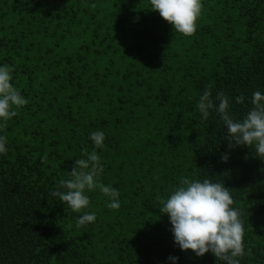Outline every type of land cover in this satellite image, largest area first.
Segmentation results:
<instances>
[{
    "label": "trees",
    "instance_id": "1",
    "mask_svg": "<svg viewBox=\"0 0 264 264\" xmlns=\"http://www.w3.org/2000/svg\"><path fill=\"white\" fill-rule=\"evenodd\" d=\"M201 3L184 35L151 0H0V64L27 100L0 128V264H226L174 242L160 208L185 177L229 188L244 222L241 264H264V159L229 148L221 114L205 120L197 108L211 85L243 119L264 93V0ZM93 150L120 207L97 188L75 212L50 193ZM83 211L95 222L78 226Z\"/></svg>",
    "mask_w": 264,
    "mask_h": 264
},
{
    "label": "clouds",
    "instance_id": "2",
    "mask_svg": "<svg viewBox=\"0 0 264 264\" xmlns=\"http://www.w3.org/2000/svg\"><path fill=\"white\" fill-rule=\"evenodd\" d=\"M151 7L158 10L176 32L191 35L196 31L202 3L201 0H151ZM12 80V68L7 64H0V128L16 115L13 106L27 103ZM235 99L237 103L244 102L243 95ZM251 104L253 107L243 119H234L229 112V97L218 93L213 98L209 85L199 96L197 108L205 120L211 110L221 114L229 148L238 145L254 147L256 155L264 159V93L259 90L253 92ZM90 139L96 147H103L105 133L102 130L94 131L90 133ZM7 145V136L0 134V153L7 152ZM228 159V153L221 154L222 161L227 162ZM102 171L100 155L95 150L86 153V158L75 161V167L70 172L71 178L61 180L50 195L59 197L73 211L81 212L90 204L87 193L98 188L109 198L107 207L118 209L120 192L97 179ZM232 205L233 197L225 184L185 177L162 201L160 210L168 215L174 242L182 251L192 250L196 256L211 252L226 264H241L240 258L245 255L244 222L240 211ZM95 220L94 211H83L77 217V225H87ZM168 259L173 264H179L178 256H170Z\"/></svg>",
    "mask_w": 264,
    "mask_h": 264
}]
</instances>
